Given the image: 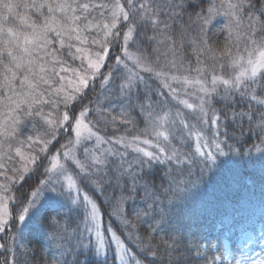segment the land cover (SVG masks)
<instances>
[{"label": "snow or ice", "instance_id": "6c2138e0", "mask_svg": "<svg viewBox=\"0 0 264 264\" xmlns=\"http://www.w3.org/2000/svg\"><path fill=\"white\" fill-rule=\"evenodd\" d=\"M253 152L264 0H0V264H264L240 210L239 256L178 219Z\"/></svg>", "mask_w": 264, "mask_h": 264}, {"label": "trees", "instance_id": "16d2710c", "mask_svg": "<svg viewBox=\"0 0 264 264\" xmlns=\"http://www.w3.org/2000/svg\"><path fill=\"white\" fill-rule=\"evenodd\" d=\"M258 159L256 163L245 160L238 161L235 166L223 168L218 172L210 184L200 190L196 201H189L178 209V219L183 225L186 236L193 238L205 245L206 258L221 255L225 246L233 254L240 255L235 237L225 241L218 227L225 213L240 210L253 230L255 242L243 249L247 256L261 258L264 255V242L258 237L264 227V158L259 153L253 152ZM143 231V230H142ZM41 241L42 237H36ZM36 248L34 264H45L50 259L48 249L42 253L40 243L35 242ZM187 264H205V257H191ZM216 264H220L217 261Z\"/></svg>", "mask_w": 264, "mask_h": 264}, {"label": "rangeland", "instance_id": "374dc122", "mask_svg": "<svg viewBox=\"0 0 264 264\" xmlns=\"http://www.w3.org/2000/svg\"><path fill=\"white\" fill-rule=\"evenodd\" d=\"M253 260H256V258H252ZM259 259V258H258Z\"/></svg>", "mask_w": 264, "mask_h": 264}]
</instances>
